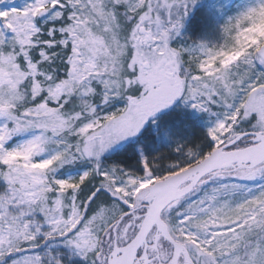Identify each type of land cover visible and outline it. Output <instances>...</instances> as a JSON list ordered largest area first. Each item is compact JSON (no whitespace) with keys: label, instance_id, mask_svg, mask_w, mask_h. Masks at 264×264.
<instances>
[{"label":"snow or ice","instance_id":"1","mask_svg":"<svg viewBox=\"0 0 264 264\" xmlns=\"http://www.w3.org/2000/svg\"><path fill=\"white\" fill-rule=\"evenodd\" d=\"M0 264H264V0H0Z\"/></svg>","mask_w":264,"mask_h":264}]
</instances>
